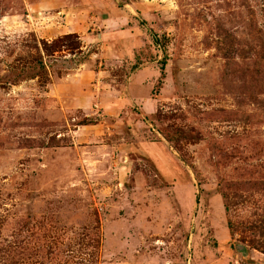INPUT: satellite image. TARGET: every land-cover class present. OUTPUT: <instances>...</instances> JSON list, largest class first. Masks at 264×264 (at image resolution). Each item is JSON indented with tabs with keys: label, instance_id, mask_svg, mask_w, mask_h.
Masks as SVG:
<instances>
[{
	"label": "rangeland",
	"instance_id": "1",
	"mask_svg": "<svg viewBox=\"0 0 264 264\" xmlns=\"http://www.w3.org/2000/svg\"><path fill=\"white\" fill-rule=\"evenodd\" d=\"M0 264H264V0H0Z\"/></svg>",
	"mask_w": 264,
	"mask_h": 264
},
{
	"label": "crops",
	"instance_id": "2",
	"mask_svg": "<svg viewBox=\"0 0 264 264\" xmlns=\"http://www.w3.org/2000/svg\"><path fill=\"white\" fill-rule=\"evenodd\" d=\"M70 14H72V13H69L68 16H70ZM66 16H67V15H66ZM110 20H111V19H110ZM111 22H112V21H111ZM61 28L63 29L62 32H63V31H66V29H65L66 27L64 26V23L61 24ZM64 33L67 34L66 32H64ZM138 74H139V73H138ZM138 74H137L136 77H135L136 80H137V78H138V77H137Z\"/></svg>",
	"mask_w": 264,
	"mask_h": 264
}]
</instances>
